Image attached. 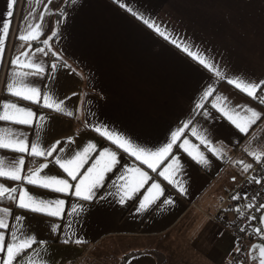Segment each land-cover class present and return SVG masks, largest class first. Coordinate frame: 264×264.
<instances>
[{
    "label": "crops",
    "instance_id": "obj_1",
    "mask_svg": "<svg viewBox=\"0 0 264 264\" xmlns=\"http://www.w3.org/2000/svg\"><path fill=\"white\" fill-rule=\"evenodd\" d=\"M63 1L18 0L5 57L0 63V103L13 100L45 116L42 126L35 129L42 147L72 138L74 143L67 145L62 159L89 142L97 145V151L102 147L117 150L106 139L104 128L96 132L92 125H107L110 131L160 142L164 141L169 128L174 131L181 127L173 154L184 165V186L190 184L187 178L194 164L177 147L184 139L190 141L187 147L194 154L192 145L204 152L211 166H199L200 178L194 186L188 187L186 195H180L163 177L125 156L129 164L141 166L161 184L164 194L160 200L171 196L175 201L174 207L161 206L151 214H137L134 201H127L124 206L92 205V210L82 215L79 208L73 213L70 207L82 201L68 198L62 217L25 214L16 206L17 201L0 203V208L9 209L5 244L10 242V231L19 227L25 235H34L37 239V243L26 250L27 264H95L97 259H102L101 264H115L114 259H122L120 264H230L236 249L235 237L221 220L212 216L221 206L226 189L234 186L248 170L245 166L264 160V137L256 144L249 139L264 131V104L259 103L264 99V89H259L257 99H253L228 81H239L242 86L245 81L264 80V0H119V3L116 0H76L70 2L61 20L60 35L54 38V15ZM6 4L7 0H0V21L7 10ZM134 12L138 15H133ZM139 16L155 22L161 31L166 27L169 38L159 36ZM29 24L39 25V29H28ZM29 31L37 32V40L17 39L19 34L28 35ZM49 37L52 39L48 45L43 44ZM172 38L188 44L193 51L201 50L208 57V64L215 67L199 65L174 46ZM37 47L44 52H36ZM24 52L28 53L27 59L42 64L45 69L43 76H29L25 83L40 87L42 97L45 93L49 95V103H59V112L55 107L38 108L6 94L13 67L21 72L34 71L11 65V60ZM24 60L22 57L21 63ZM52 63L57 65L55 70L50 68ZM205 86L214 89L213 95L205 101V109H210L215 102L233 109L237 118L250 116L248 109L261 113V119L245 135L215 112L216 118L207 123L216 130L210 137L213 147L219 150L216 155L210 154L191 135L192 128L199 135L205 134L204 119L191 111L203 94L202 89L206 90ZM188 119L193 123L183 129L182 124ZM0 127L15 128L28 134L30 141L33 139V129L27 126L0 122ZM244 145L246 155L237 151ZM18 155L0 150L6 163L17 159ZM171 158L163 161L157 170H163ZM25 159V173L30 167L45 162L43 157L35 158V162L30 156ZM44 174L57 178L66 176L52 163L41 172ZM115 174H109V179ZM169 175L180 179L175 169H170ZM0 183L5 187L17 186V182L4 178H0ZM24 186L41 198H65L49 190ZM105 190L115 192L107 182L101 191ZM85 207L89 206L85 204ZM17 215L24 217L19 226L14 221ZM236 215L237 208H233L228 209L224 217L233 220ZM56 224L60 228L54 232L52 227ZM65 234L73 239L79 236L86 242L64 244L59 237ZM105 240L109 242L107 247L98 250V244ZM256 243L254 241L251 247ZM254 252L251 254L256 257ZM171 258L172 261H168Z\"/></svg>",
    "mask_w": 264,
    "mask_h": 264
},
{
    "label": "snow or ice",
    "instance_id": "obj_2",
    "mask_svg": "<svg viewBox=\"0 0 264 264\" xmlns=\"http://www.w3.org/2000/svg\"><path fill=\"white\" fill-rule=\"evenodd\" d=\"M75 3L76 0H70ZM119 3V0H116ZM51 3V0H49ZM18 4V0H7V10L3 13L2 27H0V63L3 62L5 57V45L10 36V30L12 27V20L14 16V9ZM123 7V5H121ZM45 11H48L45 8ZM128 11H132L131 8ZM63 15V12L61 13ZM133 15H138L133 13ZM43 19V17H41ZM139 19L143 20L145 25L149 28H154L159 36L164 37L166 40L169 38L167 34V28L161 31V27L155 24V22L145 19L143 16H139ZM59 23V21H58ZM28 29H39V25H27ZM60 35L58 32H53L52 37ZM49 37L43 41V44L48 45ZM17 39L19 41H35L37 40V32L29 31L28 35L23 33L19 34ZM171 43L180 48L183 53L188 57L198 62L199 65L208 67H215V64L209 65L208 57L203 54L201 50L193 51L188 44L178 43L177 39L172 38ZM36 52H44V49L37 47ZM25 60L21 63V58ZM28 53H20L11 60L12 66H18L20 68H32V72L16 71L13 67L6 84V94L17 98L20 101L30 102L36 105L38 108L53 109L57 112L60 111L59 103H49V95L45 93L41 96V88L31 86L25 83V79L29 76L41 77L44 74V67L40 63H33L27 59ZM52 70L57 68L55 63L50 65ZM220 75V73H217ZM52 79V77H48ZM228 83H235L237 88H240L242 92L246 93L249 97L257 99V91L264 89V80L259 83L253 81H245L241 86L239 81L229 80ZM206 90L202 89V95L199 101L194 103V107L191 110L192 113H198L202 119H204L206 128L204 135H199L195 128H192L191 135L195 136L202 145L209 151L210 154L216 155L219 150L213 147L212 139L210 138L215 133V128L207 123L208 120L215 119V112L221 115V118H226L232 126L239 133L245 135L248 134L249 129L257 120L261 119V113L254 109H248L251 112L250 116H244L237 118L233 109L226 108L224 106H218L215 102L211 103L210 109H205V101L208 97L213 95L214 89L210 86H205ZM75 95V93H74ZM43 100V103H41ZM259 103L264 104V99H260ZM68 115H71L69 112ZM243 121V122H241ZM0 122H8L12 125L27 126L33 129V139L30 141L29 135L23 131H17L15 128L0 127V150H8L10 152L19 154L17 159L6 163L5 158L0 156V178H4L9 181L17 182L16 187H5L3 183H0V199L7 197L10 201H17L16 206L18 209L23 210L25 214H47L50 217H62L63 210L65 208L66 199L74 198L82 201L79 205H70L71 211L75 213L79 208L82 215H86L91 211V206L101 207L104 204L109 206L118 204L124 206L127 201L136 202L137 214H143L159 209L161 206H173L175 205L174 199L169 196L163 200L159 198L163 196L164 189L161 184L149 174V171H145L141 166H137L135 163L129 164L125 156L128 158H134V161H139L142 165H146L147 169L156 173L158 177H163L170 185H173L178 194L186 195L188 187L194 186L199 176V166H211L210 161L205 157L204 152H201L196 145H192L193 150H189L187 147L190 144L188 139H184L182 143L177 145L178 149H182L183 152L194 162L193 171L189 174L187 180L190 181L188 187L184 186L186 181L183 180L184 165L180 158L173 154V147L176 145L177 140L181 135V127H177L174 131L169 128L165 134L164 141H153L148 137L141 138L135 135H125L116 131H110L107 125H92L96 132L101 131V127L104 128V135L106 139L115 145L117 150H113L110 147H102V150L97 151V145L89 142L86 146H83L81 150H76L71 156H66L62 159L61 154L67 150L69 143H74L72 138L66 141L57 140L49 147H42L39 142V132L35 129L42 126L45 122V116L38 114L37 111H33L31 107H25L13 100H5L0 103ZM193 123L191 119L183 122L182 128L188 129ZM170 134V139H169ZM56 153V155H54ZM95 153V154H94ZM26 156L33 158H44V163H41L38 167H30L25 173L24 166L26 163ZM171 156V161L167 164L163 170L158 171V166ZM52 159L49 160L48 158ZM123 160V163H122ZM91 161V163H89ZM52 163L63 170L66 174L64 178H57L52 175H41L44 169L49 167ZM85 165L88 167L85 168ZM252 165H246V170L251 168ZM170 169H175L180 179H172L169 175ZM116 173L111 179L109 174ZM235 179V178H233ZM151 181V183H149ZM256 184L260 183V180L253 178ZM107 184L115 189V192L111 190L101 191L106 188ZM30 185L34 188L43 190H49L54 194H62L65 198H41L38 195L30 193L24 185ZM147 185V188L145 186ZM141 190H144V194L141 195ZM244 199H247V194H244ZM233 200L239 201L241 194H236L232 197ZM87 204L89 207H85ZM255 205V197L252 202L247 205L248 208H252ZM259 209L264 210V203L258 206ZM0 213H4V216H0V264H27L26 262V250L31 249L34 244L37 243V239L34 235H25L20 231L19 227L10 231V242L5 244V231L9 229V224L6 222V216L9 214L7 207L0 208ZM255 219L250 217L249 220ZM24 220L23 216H15L14 221L17 226ZM262 223H264V216L260 217ZM60 228L59 224L52 227V231H56ZM240 231H245V228H241ZM257 234L262 232L261 227H256ZM63 239L64 244H82L85 243L83 239L76 236L73 239L68 234ZM43 243V241H40ZM259 248V264H264V244L256 246ZM255 248L253 249V251ZM236 252L239 253V247L236 248ZM255 259V257H253Z\"/></svg>",
    "mask_w": 264,
    "mask_h": 264
},
{
    "label": "built area",
    "instance_id": "obj_3",
    "mask_svg": "<svg viewBox=\"0 0 264 264\" xmlns=\"http://www.w3.org/2000/svg\"><path fill=\"white\" fill-rule=\"evenodd\" d=\"M263 137L264 131L256 133L253 135L252 141L258 143ZM237 151L244 153V147H239ZM253 178L259 179L260 183L256 184ZM238 193L241 194V199L239 201L233 200L232 197ZM245 193L247 194V199L243 198ZM253 197H255V205L252 208H248L247 205L252 202ZM221 203V206L212 217L221 220L222 224L235 237L236 248L239 247L240 252L237 253L235 249L233 254L234 264H244L249 253L250 242L258 235L255 228L259 227L260 220L258 215L262 211L258 206L264 203V161H254L252 167L249 168L243 177L234 186L226 189ZM233 208H237L236 217L233 220L225 219V212ZM250 217H255V219L250 221ZM242 227L245 228L243 232L240 231Z\"/></svg>",
    "mask_w": 264,
    "mask_h": 264
},
{
    "label": "trees",
    "instance_id": "obj_4",
    "mask_svg": "<svg viewBox=\"0 0 264 264\" xmlns=\"http://www.w3.org/2000/svg\"><path fill=\"white\" fill-rule=\"evenodd\" d=\"M69 4H70V0H64L63 3H62V5H61V7L59 8V10L54 15V23H53V25H55V28H56V31L55 32H58V33L60 32L61 20H62V18L64 16V14H65V12H66ZM62 12H63V15H61ZM58 21H59V23H58ZM56 37H54V38H56ZM37 43H39V42H37ZM40 43H42V41ZM53 58H59V57L53 56ZM260 94H262V91H260ZM262 161H264V160H262ZM10 202L11 201L8 200L7 197H5L3 199H0V203L9 204ZM240 208L242 209V207H240ZM263 213H264V210H262L261 213H260V215H258L259 220H260V217L262 216ZM259 227H261L262 232L256 236V240H258L260 242H264V229H263L261 220H260V223H259Z\"/></svg>",
    "mask_w": 264,
    "mask_h": 264
},
{
    "label": "rangeland",
    "instance_id": "obj_5",
    "mask_svg": "<svg viewBox=\"0 0 264 264\" xmlns=\"http://www.w3.org/2000/svg\"><path fill=\"white\" fill-rule=\"evenodd\" d=\"M256 134V133H255ZM255 134H253V135H255ZM253 135L249 138V139H251V141H252V137H253ZM248 139V140H249ZM247 140V141H248ZM261 142V141H260ZM252 143H254V144H256L254 141H252ZM259 143V142H258ZM245 145H247V142L245 141ZM243 146L244 147V153L243 152H241V154H245L246 155V152H248V151H246V146ZM253 164V163H252ZM247 172V171H246ZM109 244V242H108V240H105V241H103V242H101V243H99L98 244V246H97V248H98V250H101V249H104V248H106L107 247V245ZM253 254H251V256L249 255V257H247V259H248V261H247V259H246V261H245V263L244 264H259V259L257 258V257H255V259H253ZM85 260H87V258L85 259ZM102 259H97L96 260V262H95V264H101V261ZM175 260V262L177 261V259H174ZM113 261H115V264H120L121 263V261H122V259H114ZM168 261H172V258L171 259H169ZM64 261H62V263H63ZM235 262H234V260H233V258H232V260H231V263L230 264H234ZM168 264H170V263H168Z\"/></svg>",
    "mask_w": 264,
    "mask_h": 264
},
{
    "label": "water",
    "instance_id": "obj_6",
    "mask_svg": "<svg viewBox=\"0 0 264 264\" xmlns=\"http://www.w3.org/2000/svg\"><path fill=\"white\" fill-rule=\"evenodd\" d=\"M262 216H264V213L262 214ZM261 223H262V222H261ZM262 226H263V229H264V223H262ZM261 244H264V242H257V243L254 245V247L252 248V249L255 248V250H256V257H257L258 259H259V248L256 247V246L261 245Z\"/></svg>",
    "mask_w": 264,
    "mask_h": 264
},
{
    "label": "flooded vegetation",
    "instance_id": "obj_7",
    "mask_svg": "<svg viewBox=\"0 0 264 264\" xmlns=\"http://www.w3.org/2000/svg\"><path fill=\"white\" fill-rule=\"evenodd\" d=\"M254 241H256V242H260V241H258V240H256V237L250 242V246H249V253H248V255H247V257H249V255H251V253H253V249H252V243L254 242ZM254 251H256V250H254ZM255 254H256V252H254ZM247 261H248V259H247Z\"/></svg>",
    "mask_w": 264,
    "mask_h": 264
}]
</instances>
